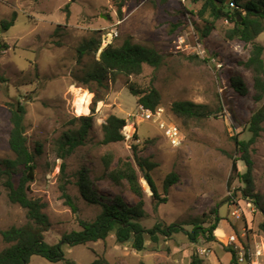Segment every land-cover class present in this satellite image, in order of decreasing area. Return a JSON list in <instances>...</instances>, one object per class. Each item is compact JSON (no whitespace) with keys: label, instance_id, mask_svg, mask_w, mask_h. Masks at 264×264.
I'll list each match as a JSON object with an SVG mask.
<instances>
[{"label":"rangeland","instance_id":"rangeland-1","mask_svg":"<svg viewBox=\"0 0 264 264\" xmlns=\"http://www.w3.org/2000/svg\"><path fill=\"white\" fill-rule=\"evenodd\" d=\"M125 2L120 18L112 0H0V22L17 14L15 25L1 33L9 49L1 51L0 56L3 77L0 79V158L14 157L9 147L10 108L23 102L27 107L28 145L36 155L37 165L29 196L46 204L44 212L52 226L45 240L51 245L59 244L66 233L81 231L79 220L94 221L101 212L99 206L88 204L81 196L77 185L81 170L88 171L101 195L112 199L119 196L130 205L138 202L127 185L116 186L105 178L103 164L108 153L113 154L115 164L121 158L133 160L134 145H139L142 156L158 164L153 177L161 196L168 199L166 204L156 207L149 184L139 174L148 214L142 225L149 230L158 223L165 226L178 223L192 231L196 223L208 227L213 220L212 209L221 206L222 220L218 232H214L216 241L201 238L192 244L186 235L179 233L159 236L156 243L148 236L146 249L138 252L132 248V242L119 244L111 234L106 241L62 245L65 261L53 263L34 256L29 264H94L97 260H106L108 264H190L195 251L204 264H231L229 241L233 234L242 243L264 250V235L258 228L262 213L242 196L240 189L244 184L238 178L232 179L233 162L240 156L235 137L241 141L251 139L250 118L263 104L255 101L253 75L243 65L252 45L228 40L226 31L233 25L226 19L217 21L211 34L202 39L200 31L206 23L198 13L205 0ZM231 2L228 0L227 5L234 11L236 6ZM68 4H71L69 18ZM205 19L212 21L209 15ZM116 30L119 37L113 40L114 46L129 40L156 49L165 55L164 64L158 69L145 65L139 76L110 78L105 86L96 82L84 85L87 71L100 60V50L84 55L78 63L79 48L91 39L100 40L102 47L103 36ZM256 42L264 46V33ZM235 76L246 84L247 95L233 88L231 79ZM130 85L139 91L154 87L161 93L162 103L152 120L145 119L143 107L131 94ZM84 94L88 95L89 104L86 114L81 115L78 103ZM96 96L102 101L96 106L88 138L66 160L67 190L79 209L75 214L62 198L63 161L56 151L57 141L65 132L81 127L76 119L91 115ZM175 102L205 105L214 115L199 121L182 119L171 110ZM111 115L127 121L123 129L125 141L104 146L101 145L103 125ZM162 123L175 125L181 131L183 141L179 147L167 140ZM38 148L41 153H37ZM251 157L255 191L262 194L264 131L251 147ZM240 169L246 172L243 162ZM173 172L179 176V182L166 195L163 183ZM234 211L240 215L239 219L232 216ZM27 222L26 210L10 203L0 182V252L8 246L2 231Z\"/></svg>","mask_w":264,"mask_h":264},{"label":"trees","instance_id":"trees-1","mask_svg":"<svg viewBox=\"0 0 264 264\" xmlns=\"http://www.w3.org/2000/svg\"><path fill=\"white\" fill-rule=\"evenodd\" d=\"M228 0H205L198 17L205 20L206 26L200 31L201 38H207L215 29V23L221 19L229 20L233 27L226 31L228 40H238L252 45L249 58L243 65L252 73L254 80L255 101L263 102L262 106L255 111L249 121V131L252 137L248 141H241L235 137L239 158L233 162V178H238L244 184L240 189L242 196L251 202L256 209L262 213L263 220L258 228L264 235V193L255 191L254 162L251 157V147L260 138L264 131V46L256 40L264 33V0H231L236 9L230 11L227 5ZM117 9V14L123 18V8L125 0H112ZM221 4V6H219ZM71 4H68L66 11L68 18ZM206 15L212 19H205ZM241 18V20H240ZM17 14L12 18L0 22V56L1 51L9 49L1 36L2 32L9 31L16 22ZM180 24V23H179ZM178 25H175L177 28ZM101 41L91 39L85 42L78 50V63H81L83 56L88 53H97L100 50ZM165 62V55L156 49L142 45L132 44L126 40L123 45L117 47L113 44L106 47L100 60L95 62V66L89 69L83 79V84L88 85L96 82L99 86H105V81L112 78L115 80L120 75L131 77L139 76L144 71V66L149 65L155 69L160 68ZM0 79L1 75L0 64ZM233 88L241 95L248 94V88L244 81L235 76L231 79ZM133 96L138 98V104L146 110L156 113L162 103L161 93L154 87L144 91H139L133 85L129 87ZM102 99L95 97L90 116H82L76 120L81 123L78 130L65 132L57 141V154L63 161L61 166L62 198L71 207L73 213L78 214L79 209L73 197L68 193L66 178V160L79 147L83 146L88 138L89 131L93 125L96 106ZM174 115L186 120H204L214 115L212 110H208L205 105H198L192 102H175L171 108ZM12 128L9 135V147L14 155L13 158H0V182L7 191L10 203L18 205L26 210L28 222L23 226H12L1 235L3 241L8 246L0 252V264H29L34 256H40L50 262L56 263L65 261V253L62 245L70 246L84 245L90 242L106 241L111 234L116 236L119 244L130 243L132 248L138 252L146 249V241L149 236L153 242H159V236L171 237L175 234L183 233L192 244H197L201 238L210 242L216 241L214 232L222 218L219 214V206L212 209L213 220L208 227L201 224H194L192 231H188L182 224H172L170 226L158 223L152 229H146L141 221L148 217L145 209L146 192L140 182V175L149 184L153 196L156 199V207L168 202L167 197H162L155 183L153 172L158 164L151 158L144 157L139 152V145L133 146V160L129 157L119 159L115 164L113 154L108 153L103 157L104 176L116 186L127 185L130 192L138 197L135 205L128 204L123 198H107L100 194L95 181L90 177L87 170L78 173L77 185L82 198L90 205L101 208V212L94 221L87 222L79 220L81 231H72L62 236L59 244L51 245L46 242L45 234L51 229L49 216L44 212L46 204L40 199L29 196L31 183L36 178V155L28 145L26 115L27 107L23 102L12 104L10 108ZM127 121L115 115H111L103 125L104 138L101 145L108 146L125 141L123 134ZM152 142V141H150ZM41 153V149H37ZM240 162L246 167V172L242 173ZM179 182V176L171 173L163 183V190L168 195L170 189ZM218 232V230H217ZM232 254L231 264H240L236 257V252L230 248ZM68 264H72L68 262ZM94 264H108L106 260H97ZM144 264V263H141ZM190 264H204V259L195 251L191 257Z\"/></svg>","mask_w":264,"mask_h":264},{"label":"built area","instance_id":"built-area-1","mask_svg":"<svg viewBox=\"0 0 264 264\" xmlns=\"http://www.w3.org/2000/svg\"><path fill=\"white\" fill-rule=\"evenodd\" d=\"M233 7L235 4L231 3ZM119 37V32L113 31L111 34L103 36V44L100 48V55L102 51L112 44L115 38ZM180 48V47H179ZM145 119L152 120L155 115L152 111L143 108ZM161 129L164 130V135L167 140L175 147H179L182 144L183 138L181 131L175 125H167L162 123ZM235 218H240L237 211L232 213ZM246 236V235H243ZM242 236V237H243ZM246 239V237H243ZM229 244L236 252V257L240 264H263L264 250L260 247H253L249 243H242L236 234H233L230 238Z\"/></svg>","mask_w":264,"mask_h":264},{"label":"bare ground","instance_id":"bare-ground-1","mask_svg":"<svg viewBox=\"0 0 264 264\" xmlns=\"http://www.w3.org/2000/svg\"><path fill=\"white\" fill-rule=\"evenodd\" d=\"M80 98H81V101L78 103V113L81 115H84L87 112V106L89 104L88 95L84 94L81 97H79V99Z\"/></svg>","mask_w":264,"mask_h":264},{"label":"water","instance_id":"water-1","mask_svg":"<svg viewBox=\"0 0 264 264\" xmlns=\"http://www.w3.org/2000/svg\"><path fill=\"white\" fill-rule=\"evenodd\" d=\"M219 6H221V4H219ZM240 20H241V18H240ZM132 241H133V240L131 239L130 242H132Z\"/></svg>","mask_w":264,"mask_h":264}]
</instances>
